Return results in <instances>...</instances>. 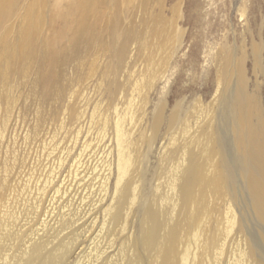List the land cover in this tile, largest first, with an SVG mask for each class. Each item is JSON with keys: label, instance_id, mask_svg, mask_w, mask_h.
<instances>
[{"label": "rangeland", "instance_id": "obj_1", "mask_svg": "<svg viewBox=\"0 0 264 264\" xmlns=\"http://www.w3.org/2000/svg\"><path fill=\"white\" fill-rule=\"evenodd\" d=\"M256 4L255 0H106L110 22L119 25L120 34L131 33L147 39L148 45L139 51L136 42H131L129 57L109 90L100 88L91 79L82 85L72 84L70 98L67 94L59 102L41 103L34 93H24L0 138V162L6 160L17 166L10 189L2 198L1 211L6 210L22 224L41 207V215L52 207L58 227L49 233L54 237L52 242L63 240L70 249L66 264H88L102 250L107 253L108 261L114 255L118 263L126 264L121 251H127L124 247L127 242L120 239L126 220L129 234L137 227L142 207H153L166 221L178 215L171 181L183 152L200 151L205 145L204 137L212 128L218 132L228 159L232 161L235 156L229 123L223 116L224 47L239 55L244 45L247 91L258 93L262 99V71L253 67L250 35L239 17V9L244 6L251 36L258 41L260 32L264 46V27H261L264 8ZM161 23L172 25L176 33H182V45L169 60L163 77L148 90L150 102L144 105L140 92H145L144 84L157 63L149 62V58L158 60L164 55L156 47L157 39L150 36V31ZM261 53L264 59V50ZM70 77L71 72L67 71L62 83L68 84ZM161 100L163 122L153 132V109ZM68 107L72 108L70 115ZM174 114L178 119L171 124ZM104 117L106 126H103ZM118 121L131 140L135 169L120 220L115 225H103L102 211L90 214L89 210L108 197L105 179L109 171L116 170ZM176 148L177 153L168 159V152ZM239 182L236 179V209L240 217L245 214L244 233L249 236L247 196ZM136 186L140 194L138 205L132 203ZM216 203L223 231L221 243H224L220 264H239L242 235L224 231L230 200Z\"/></svg>", "mask_w": 264, "mask_h": 264}, {"label": "bare ground", "instance_id": "obj_2", "mask_svg": "<svg viewBox=\"0 0 264 264\" xmlns=\"http://www.w3.org/2000/svg\"><path fill=\"white\" fill-rule=\"evenodd\" d=\"M255 2L264 8V0ZM105 5L106 0H34L33 3L30 0H0V138L25 92L34 93L39 102L44 103L59 102L67 94L70 98L72 84L82 85L91 79H95L100 88L109 90L129 57L131 42H136L139 51L145 50L147 39H139L131 33L121 35L119 25L110 22L111 15L109 18ZM239 17L250 35L253 67L262 71L264 84L261 53L264 46L260 32L255 41L244 6L239 9ZM261 19V27H264V18ZM175 31L172 25L163 23L150 31V36L157 39V49L164 55L158 60L149 58V62L157 63L146 79L145 92H140L144 105L150 102L148 90L163 77L169 60L182 45V33ZM224 51L221 76L226 98L223 116L229 123L235 156L232 161L228 159L218 132L212 128L204 137L205 145L200 151L183 152L171 181L178 215L166 221L153 207H142L137 227L129 234V221L126 220L120 230V239L127 242L124 246L127 251H121V255L126 256V264H220L224 243H221L223 231L219 226L216 201L225 199L230 203L224 231L240 233L243 238V246L238 250L239 264H264V95L260 99L258 93L247 91L244 45L239 55L228 47H224ZM67 71L71 72V77L64 85L62 81ZM163 108L162 100L154 106L153 132L163 122ZM68 110L69 115L72 114V108ZM177 119L174 114L170 123ZM106 124L104 117L103 126ZM116 127L117 163L116 170L109 171L105 179L108 197L89 210L90 214L102 211L103 225H115L120 220L126 190L135 169L131 140L119 121ZM177 151L178 148L169 151L168 159ZM14 164L6 160L0 162V264H66L70 249L63 240L52 242L54 237L49 233L58 227L54 208L41 215L43 207H39L33 217L22 224L6 210L1 211L2 198L9 191L17 169ZM238 178L247 196L249 236L244 233L245 214L240 217L236 209ZM138 191L139 186H136L132 195V203L137 205ZM129 215L130 212L126 217ZM95 257L88 264H120L114 255L108 261L105 250L99 255L96 252Z\"/></svg>", "mask_w": 264, "mask_h": 264}]
</instances>
